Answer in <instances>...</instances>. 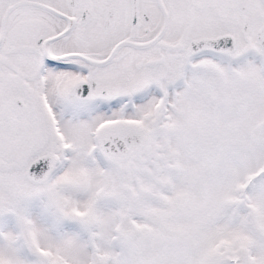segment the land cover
Returning a JSON list of instances; mask_svg holds the SVG:
<instances>
[{"label":"snow or ice","instance_id":"6c2138e0","mask_svg":"<svg viewBox=\"0 0 264 264\" xmlns=\"http://www.w3.org/2000/svg\"><path fill=\"white\" fill-rule=\"evenodd\" d=\"M0 264H264V0H0Z\"/></svg>","mask_w":264,"mask_h":264}]
</instances>
